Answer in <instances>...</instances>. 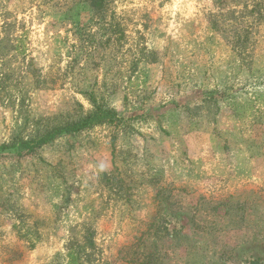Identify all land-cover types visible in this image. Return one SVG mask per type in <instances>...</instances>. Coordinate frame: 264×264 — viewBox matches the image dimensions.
I'll list each match as a JSON object with an SVG mask.
<instances>
[{"label":"rangeland","instance_id":"rangeland-1","mask_svg":"<svg viewBox=\"0 0 264 264\" xmlns=\"http://www.w3.org/2000/svg\"><path fill=\"white\" fill-rule=\"evenodd\" d=\"M87 93L0 158V264H264V0H0V145Z\"/></svg>","mask_w":264,"mask_h":264},{"label":"trees","instance_id":"trees-1","mask_svg":"<svg viewBox=\"0 0 264 264\" xmlns=\"http://www.w3.org/2000/svg\"><path fill=\"white\" fill-rule=\"evenodd\" d=\"M90 99L93 101V111L88 114L78 112L74 118H68L58 122L55 125H47L46 128L38 130L35 135L23 137L18 134L11 143L0 145V158L12 153H33L36 149L47 144L54 138L64 133H77L88 129L94 125L102 124L105 122H112L117 113L111 109H105L100 106L94 99L93 94H89Z\"/></svg>","mask_w":264,"mask_h":264}]
</instances>
